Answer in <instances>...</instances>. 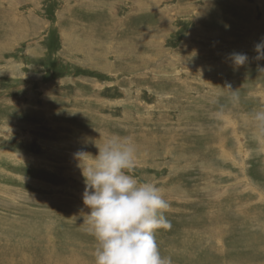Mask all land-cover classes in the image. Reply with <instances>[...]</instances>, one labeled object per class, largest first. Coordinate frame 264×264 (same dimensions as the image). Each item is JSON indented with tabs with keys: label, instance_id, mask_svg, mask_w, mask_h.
<instances>
[{
	"label": "rangeland",
	"instance_id": "1",
	"mask_svg": "<svg viewBox=\"0 0 264 264\" xmlns=\"http://www.w3.org/2000/svg\"><path fill=\"white\" fill-rule=\"evenodd\" d=\"M262 40L264 0H0V264H94L112 136L169 202L163 256L264 264Z\"/></svg>",
	"mask_w": 264,
	"mask_h": 264
},
{
	"label": "clouds",
	"instance_id": "2",
	"mask_svg": "<svg viewBox=\"0 0 264 264\" xmlns=\"http://www.w3.org/2000/svg\"><path fill=\"white\" fill-rule=\"evenodd\" d=\"M257 59H264V40L255 45ZM244 64L246 54H233ZM233 98L238 94L233 92ZM264 126V110L254 113ZM93 162L83 168V202L90 209L89 233L97 242L94 264H173L161 254L157 230L171 227L165 216L169 202L150 180L133 175L137 150L130 137L112 136L98 146Z\"/></svg>",
	"mask_w": 264,
	"mask_h": 264
}]
</instances>
